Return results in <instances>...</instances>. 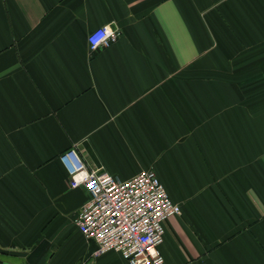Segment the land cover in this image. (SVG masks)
Returning a JSON list of instances; mask_svg holds the SVG:
<instances>
[{
  "label": "crops",
  "instance_id": "0c3cea01",
  "mask_svg": "<svg viewBox=\"0 0 264 264\" xmlns=\"http://www.w3.org/2000/svg\"><path fill=\"white\" fill-rule=\"evenodd\" d=\"M75 145L156 172L166 264H264V0H0L1 264H129L76 223Z\"/></svg>",
  "mask_w": 264,
  "mask_h": 264
},
{
  "label": "built area",
  "instance_id": "2783aa9c",
  "mask_svg": "<svg viewBox=\"0 0 264 264\" xmlns=\"http://www.w3.org/2000/svg\"><path fill=\"white\" fill-rule=\"evenodd\" d=\"M105 25L90 33L95 51L120 36ZM72 146L60 155L73 188L85 187L89 199L79 211L76 223L81 232L97 243L95 255L119 252L129 264H166L161 252L165 221L181 213V206L169 196L156 172L141 170L122 180L102 168H90Z\"/></svg>",
  "mask_w": 264,
  "mask_h": 264
},
{
  "label": "water",
  "instance_id": "95a60500",
  "mask_svg": "<svg viewBox=\"0 0 264 264\" xmlns=\"http://www.w3.org/2000/svg\"><path fill=\"white\" fill-rule=\"evenodd\" d=\"M0 264H1V262H0Z\"/></svg>",
  "mask_w": 264,
  "mask_h": 264
}]
</instances>
